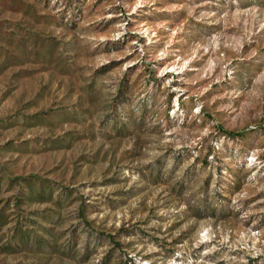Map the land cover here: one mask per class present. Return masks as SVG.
I'll return each instance as SVG.
<instances>
[{"label":"rangeland","instance_id":"374dc122","mask_svg":"<svg viewBox=\"0 0 264 264\" xmlns=\"http://www.w3.org/2000/svg\"><path fill=\"white\" fill-rule=\"evenodd\" d=\"M0 264H264V0H0Z\"/></svg>","mask_w":264,"mask_h":264}]
</instances>
